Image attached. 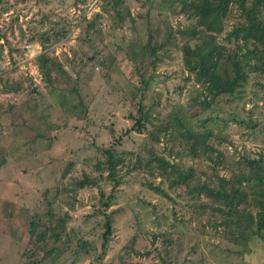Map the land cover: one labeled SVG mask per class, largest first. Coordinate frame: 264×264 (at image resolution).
I'll list each match as a JSON object with an SVG mask.
<instances>
[{
  "label": "rangeland",
  "instance_id": "rangeland-1",
  "mask_svg": "<svg viewBox=\"0 0 264 264\" xmlns=\"http://www.w3.org/2000/svg\"><path fill=\"white\" fill-rule=\"evenodd\" d=\"M116 1L114 10L108 0H0V264H264V231L247 245L230 241L228 227L215 226L223 215L213 208L222 202L206 200L204 208L174 172L148 162L164 156L192 169L190 183L199 185L244 170L245 158L264 162L263 76L251 73L240 92L203 110L196 96H204L183 64L188 35L181 31L195 23L189 10L180 12L172 0ZM44 15L52 22L40 25ZM84 19L95 28L87 31ZM243 21L233 4L219 41L234 47L225 35ZM59 25L70 32L48 52L65 72L58 65L49 72L66 105L57 103L37 63L40 39H29ZM8 84L17 90L7 91ZM79 98L82 118L69 105ZM139 102L151 120L141 128L135 127ZM161 123L175 129L155 140L151 132ZM206 130L213 157L222 153L215 168L192 157L177 136ZM110 147L123 158L115 179L104 164L103 149ZM85 175L95 184L77 188ZM257 182L247 185V205L264 197ZM48 212L60 240L29 242V217L49 218ZM107 213L113 235L104 252Z\"/></svg>",
  "mask_w": 264,
  "mask_h": 264
},
{
  "label": "trees",
  "instance_id": "trees-1",
  "mask_svg": "<svg viewBox=\"0 0 264 264\" xmlns=\"http://www.w3.org/2000/svg\"><path fill=\"white\" fill-rule=\"evenodd\" d=\"M179 2L180 12L188 11V16L195 20V23L181 32L188 35V39L182 45L183 64L186 71L189 72V78L198 84L200 95L204 99L199 100L202 109L210 108L213 101L223 95H235L241 91L247 82L251 73L260 74L264 78V0H172ZM115 10L119 4L116 0H108ZM233 4H237L244 15V21L229 31L225 35L224 41L227 43H235V46L230 48L226 43L220 42L219 37L226 30V19L230 14ZM190 12V13H189ZM101 15L97 14L96 18ZM86 30L95 28V21L84 19ZM52 22L47 16H42L39 20L40 25ZM58 24V23H57ZM83 24V23H82ZM70 29L65 26H53L48 31H45L38 36L34 34L30 36V40L35 38L40 39L43 52L37 55L36 60L41 70L44 72V78L48 82V86L57 96V103L66 105V97L60 98L58 90L62 86H55L51 80L50 68L58 65L59 72H65L62 64L49 54V48L66 38ZM172 35V33H171ZM38 36V37H37ZM26 48V47H25ZM18 48H12V50ZM26 50V49H24ZM156 48H153L155 52ZM155 54V53H154ZM157 60H155L156 62ZM2 78V77H1ZM264 87V82H263ZM7 91L17 90L14 84L6 85ZM76 89H74V93ZM80 96V95H79ZM138 107L139 117L136 118L135 127L141 128L150 120V112L144 108L139 102ZM70 109L73 110L75 117L82 118L84 114L76 113L77 109L83 108L82 100L79 98L78 103H70ZM152 125L153 122H150ZM257 123L250 125L251 128H256ZM175 129L171 123H161L151 132L155 140H159V134H167L168 131ZM150 133V131H149ZM178 139L187 143L188 152L194 158H205L220 165L222 162V153L218 152L215 157L213 154L217 152L212 145V131L206 130L203 132L189 131L181 132L177 135ZM106 155L104 164L109 170L108 177L115 179L116 172L119 166L123 163V158L117 155V151L113 148L103 149ZM156 161L158 167L167 172L168 168L177 175L174 179L177 184L186 185V195H195L198 200H204L203 207L208 206L206 200L222 202L224 207L216 205L213 209L219 211L223 215L220 222L215 221V226L226 225L230 230L225 233V237L235 243H244L247 245L250 238L253 236H262L264 231V197L254 200L248 205L255 206L257 211L254 213L252 207L247 205L249 190L247 185L253 180H257L259 184H264V162L262 159L245 158L241 162L244 165V170H235L230 178L220 177L215 185L210 182L200 184H191L195 178L192 169L186 172L175 163H170L164 156L155 154L149 163ZM73 163L67 167L70 168ZM67 174L64 171L63 177ZM218 177V174H213ZM85 175L84 179L76 181L77 188H84L87 185L95 184L94 179ZM199 183V184H198ZM246 186V187H245ZM264 190V189H263ZM105 201V207L111 206V198ZM192 198V197H191ZM208 198V199H207ZM195 199V198H193ZM241 207V205H243ZM205 205V206H204ZM227 207V209H225ZM47 217L43 219L41 215L33 214L29 217L30 241L35 243H46L49 240L58 241L61 231L56 224L52 225V215L48 212ZM221 224V225H219ZM105 230L102 234V248L105 252L113 235V216L107 213L105 220ZM204 227V226H202ZM53 252V248L50 249ZM33 264V263H29Z\"/></svg>",
  "mask_w": 264,
  "mask_h": 264
},
{
  "label": "built area",
  "instance_id": "built-area-1",
  "mask_svg": "<svg viewBox=\"0 0 264 264\" xmlns=\"http://www.w3.org/2000/svg\"><path fill=\"white\" fill-rule=\"evenodd\" d=\"M26 47H27L28 49H30V48H32V45H26Z\"/></svg>",
  "mask_w": 264,
  "mask_h": 264
}]
</instances>
